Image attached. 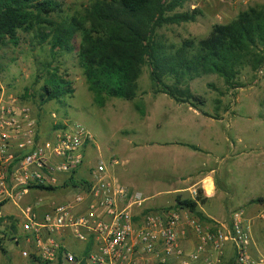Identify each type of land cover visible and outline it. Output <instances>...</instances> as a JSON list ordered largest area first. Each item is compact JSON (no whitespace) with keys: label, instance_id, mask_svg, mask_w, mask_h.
<instances>
[{"label":"rangeland","instance_id":"obj_1","mask_svg":"<svg viewBox=\"0 0 264 264\" xmlns=\"http://www.w3.org/2000/svg\"><path fill=\"white\" fill-rule=\"evenodd\" d=\"M59 1L62 11L52 17L60 22L93 0ZM237 1L186 2L177 10L198 8L201 14L191 22L165 25L158 33L167 45L178 46L186 39L197 42L208 35L213 24L228 22L242 9ZM261 3L264 0H249L247 6ZM49 33L46 26L29 32L19 30L17 44L7 42L0 46V94L5 99L13 96L29 106L45 134L64 121L81 123L92 139L79 174L103 160L107 171L121 185L147 197L143 202L146 207L173 208L175 188L187 186L202 172L214 169L211 175L219 187L217 195L200 204V208L219 219L232 209L244 208L249 216L255 217L251 225L255 242L252 257L259 255L264 259V209L253 201L264 197V122L260 117L264 118V65L262 72L243 69L238 77L243 86L236 89L227 87L215 73L194 78L189 82L191 91L205 98L197 109L176 102L154 87L149 78L150 68L145 65L133 100L111 97L99 106L92 99L78 62L79 33L75 34L74 48L70 51H52L48 36L41 42L39 36ZM54 70L71 82L73 92L61 101L40 104L42 85ZM139 102L143 104L144 115L135 108ZM114 160L118 163L114 164ZM38 195L45 196L48 192L32 190L23 200ZM18 214L0 212V264H56L22 255V249L32 251L33 246L27 241L14 242L19 233ZM68 242L71 250L80 247L72 238ZM60 264H68L63 255Z\"/></svg>","mask_w":264,"mask_h":264},{"label":"built area","instance_id":"obj_2","mask_svg":"<svg viewBox=\"0 0 264 264\" xmlns=\"http://www.w3.org/2000/svg\"><path fill=\"white\" fill-rule=\"evenodd\" d=\"M91 139L76 121L55 124L45 134L29 106L1 92L0 212L6 202L19 209L14 242L33 246L22 249L23 256L58 262L63 255L68 264H264L261 256L252 257L255 217L242 207L222 220L201 219L181 207H146L142 193L111 177L103 160L89 167V178L74 179ZM38 186L59 187L66 197L41 213L23 207L27 191ZM189 193L191 199L198 195L196 188ZM186 232L194 235L193 246L181 242L179 233ZM69 238L80 247L71 250Z\"/></svg>","mask_w":264,"mask_h":264},{"label":"trees","instance_id":"obj_3","mask_svg":"<svg viewBox=\"0 0 264 264\" xmlns=\"http://www.w3.org/2000/svg\"><path fill=\"white\" fill-rule=\"evenodd\" d=\"M189 1L93 0L59 22L52 17L62 11L59 0H0V46L7 42L17 44L19 30L29 32L46 26L50 33L41 34V42L48 36L52 51H70L74 48L72 40L79 33L78 62L97 105L103 106L111 97L133 100L137 96L138 78L147 65L154 87L176 102L197 109L205 98L191 91L189 82L194 78L215 73L227 87L236 89L243 86L238 80L243 69L261 70L264 3L247 6L228 22L213 24L208 35L197 42L186 39L178 46L167 45L158 33L159 28L194 21L201 14L198 8L177 10ZM72 92L71 82L54 70L42 85L40 104L61 101ZM135 108L144 115L141 102ZM197 192L195 199L176 197V206L206 219L197 209L206 197L201 188ZM253 201L263 204L264 197Z\"/></svg>","mask_w":264,"mask_h":264},{"label":"crops","instance_id":"obj_4","mask_svg":"<svg viewBox=\"0 0 264 264\" xmlns=\"http://www.w3.org/2000/svg\"><path fill=\"white\" fill-rule=\"evenodd\" d=\"M249 0H238L237 1V4L239 6H241V10L247 8V3H248ZM243 3V4H242ZM240 10L237 11V13L239 12ZM235 13V14H237ZM234 14V16H235ZM233 16V17H234ZM232 17V18H233ZM262 72V70H261ZM263 121V120H262ZM264 122V121H263ZM175 144H178V145H188L190 146L191 144H186V143H182V142H175ZM191 149L193 150H197L199 149L198 147L195 149L193 147L190 146ZM81 168H79L75 173H74V179L78 180L80 178H89L90 177V174H89V168L87 169V171H83L81 172V174H79V170ZM214 172V169H209L207 171H204L202 172L198 177H196L193 181H191V183L187 186H180V187H177L174 189L173 193H174V197H173V204L172 205H175L174 207H177V208H180L179 206H176V197H179L180 199H184V198H190V190L194 189V188H201L202 189V195L206 197V200L204 203H207L211 198H214L216 195H217V191H218V186L216 184V178L213 177L211 174ZM108 174L113 177L114 179H116L117 182H119V180L114 177L111 173L108 172ZM212 187V188H211ZM208 188H211V189H208ZM32 190H44L46 192H48V195H45V196H42V195H38V196H33V197H29L27 199V201H24L23 199L21 200V205L24 207V206H27V205H30L32 206L36 212L38 213H41L42 211L48 209L51 204L57 200H60V199H63L66 197V191H64L63 189L57 187V188H52V189H41V188H30L28 191H27V194H30V192ZM186 193V194H184ZM55 194L57 195H61V198L60 199H56L54 196ZM25 195V196H26ZM147 199V197H145ZM204 203H198V206H197V209L202 212V214L205 216L206 219H209V218H214V219H218V220H222L224 218H215L213 215H210V214H207L204 212V210H202L200 208V204H204ZM10 205V206H6V205ZM170 206V205H169ZM164 207V206H162ZM173 207V208H174ZM164 208H168L167 205L166 207ZM181 208H185V207H181ZM187 209V208H186ZM2 210L4 212H11L12 214H18L19 213V209L13 205L12 202H6L2 205ZM188 231V230H187ZM180 234V237L182 239V243L183 244H190L189 246H193L194 243L196 242V239L194 237V235H192L190 232H186L185 235ZM186 239V240H185ZM58 264V262L56 263Z\"/></svg>","mask_w":264,"mask_h":264}]
</instances>
